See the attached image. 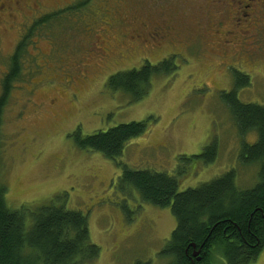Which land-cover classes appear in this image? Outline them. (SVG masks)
Here are the masks:
<instances>
[{
	"label": "rangeland",
	"instance_id": "1",
	"mask_svg": "<svg viewBox=\"0 0 264 264\" xmlns=\"http://www.w3.org/2000/svg\"><path fill=\"white\" fill-rule=\"evenodd\" d=\"M84 1L0 0V80L34 20ZM238 3L89 0L55 22L46 36L33 38L30 69L2 115L0 186L9 209L53 202L86 216L90 242L99 248L88 264H167L159 253L176 220L169 208L119 190L117 164L174 177L180 192L231 170L238 189L254 188L258 167L248 166L242 155L257 135L241 134L222 94L246 77L248 85L236 90L238 101L264 107V0L241 21ZM156 25L164 40L145 41ZM135 31L142 34L138 42L129 38ZM169 59L176 72L152 79L137 101L106 86L119 72ZM140 122L145 132L129 141L116 161L77 149L70 137L78 129L87 136ZM212 143L213 163L194 158ZM215 259L225 264L220 256ZM250 264H264V248Z\"/></svg>",
	"mask_w": 264,
	"mask_h": 264
},
{
	"label": "trees",
	"instance_id": "2",
	"mask_svg": "<svg viewBox=\"0 0 264 264\" xmlns=\"http://www.w3.org/2000/svg\"><path fill=\"white\" fill-rule=\"evenodd\" d=\"M88 2L43 15L23 33L0 80V142L4 107L24 71L30 69L26 64L33 38L46 36L55 22L68 12L79 11ZM171 62L164 60L155 66L146 62L140 70L111 76L106 86L137 101L148 93L152 79L176 72L177 67ZM243 79L242 83L237 80L234 91L223 93L222 97L241 134L257 135L253 145L243 147L242 155L248 166L258 167L254 188L238 189L237 173L231 170L198 188L180 192L174 177L117 164L122 168L117 182L119 190L126 194L135 191L143 203L169 208L175 218L176 227L159 253L168 259L167 264H216V256L225 264H250L264 248V107L238 101L236 90L240 85H248V79ZM145 129L144 122L128 123L87 136L78 129L70 137L77 149L116 161L128 142ZM216 155V145L212 143L194 158L213 163ZM87 226L86 216L53 202L11 210L5 200V188L0 186V264H88L98 256L99 248L90 242Z\"/></svg>",
	"mask_w": 264,
	"mask_h": 264
},
{
	"label": "flooded vegetation",
	"instance_id": "3",
	"mask_svg": "<svg viewBox=\"0 0 264 264\" xmlns=\"http://www.w3.org/2000/svg\"><path fill=\"white\" fill-rule=\"evenodd\" d=\"M256 1H257V0H239V3H238V4L241 5V6H240V8H241L240 12H241V13H244V14L242 15L241 18H238V21H241L242 18H245V17L247 16V13H245V12H247L246 10H247L248 8H251L252 6H254V5H255L254 3H255ZM167 30H170V29H167ZM139 32H140V31H135V32H133L134 35H133V36H129V38H130L132 41L138 42V40H139L140 37L142 36V34L139 33ZM163 34H165L163 28H162L161 26H159V25H156V27H154V29H153V31L151 32V34L149 33V34L147 35L145 41L154 40L155 42H157V41L164 40V36H163ZM231 34H232V32H228V34L226 33L227 37H230ZM135 42H134V43H135ZM228 42H229V41L227 40L226 43H228ZM223 44H224V43H223Z\"/></svg>",
	"mask_w": 264,
	"mask_h": 264
}]
</instances>
